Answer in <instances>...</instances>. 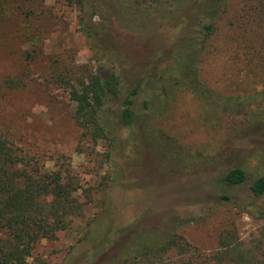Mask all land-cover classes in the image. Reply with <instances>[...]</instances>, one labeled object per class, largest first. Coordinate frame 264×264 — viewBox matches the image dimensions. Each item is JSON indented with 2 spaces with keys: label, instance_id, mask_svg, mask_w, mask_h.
<instances>
[{
  "label": "rangeland",
  "instance_id": "rangeland-1",
  "mask_svg": "<svg viewBox=\"0 0 264 264\" xmlns=\"http://www.w3.org/2000/svg\"><path fill=\"white\" fill-rule=\"evenodd\" d=\"M97 1L100 9L109 11L110 26L102 27L94 14L92 28L85 30L78 23L76 0H0V137L34 157L43 169H60L75 186L72 196L82 203L67 228L34 244L28 261L114 262L132 237L144 232L161 237L178 219L184 223L177 221L183 223L177 234L203 254L225 235L247 245L263 220L218 202L217 179L236 165L244 166L247 182L264 173V124L233 135L245 116L217 110L219 118L212 126L204 103L177 93L156 125L207 159L197 173L176 178L160 172L156 156L135 127L114 124L111 145L105 138L93 143L82 135L73 119L70 88L97 68L101 74L117 69L125 82L141 79L149 88L145 70L168 40L165 29L140 37L118 26L119 20L145 17V0ZM259 1L230 0L206 43L200 75L225 97L264 91V16L255 21L239 18L240 8L247 13ZM173 7L170 2L162 6ZM235 21L240 25L233 30ZM57 72L60 80L54 78ZM102 107L115 122L119 100L106 99ZM259 110L264 111L263 100L250 106V111ZM230 133L233 136L227 137ZM209 207L218 210L205 216ZM170 253L172 260L178 259L175 251Z\"/></svg>",
  "mask_w": 264,
  "mask_h": 264
},
{
  "label": "trees",
  "instance_id": "trees-1",
  "mask_svg": "<svg viewBox=\"0 0 264 264\" xmlns=\"http://www.w3.org/2000/svg\"><path fill=\"white\" fill-rule=\"evenodd\" d=\"M76 1L78 23L85 30L92 28L94 14L100 17L102 27L110 26L109 11L100 9L97 0ZM169 2L174 4V9L162 8ZM229 2L190 0L187 5L185 0H145L148 13L145 17L136 21L119 20L118 26L136 32L140 37L143 32L165 29L167 44L155 53L145 70L149 88L141 79L125 82L117 69H108L101 74L99 68L86 81L70 88L73 119L82 129V135L93 143L105 138L111 145L114 124L135 127L156 156L160 172L176 178L197 173L207 159L189 152L159 124L156 125L173 106L177 93H187L204 103L205 116L212 126L219 118L217 110L231 116H245L241 128L233 135L264 124L263 110L250 111V106L257 105L258 100L264 101V91L225 97L209 87L200 75L206 43L228 10ZM257 4L247 13L246 9L240 8L239 18L261 19L264 0ZM237 25L240 21L233 22L232 29L236 30ZM60 76L57 72L54 78L60 80ZM110 98L119 100L113 123L107 119L102 107ZM233 135L230 133L227 137ZM246 178L244 166L236 165L227 168L217 181L221 187L218 202L236 206L250 217L263 220L247 245L225 235L220 237L214 250L203 254L177 234L176 229L184 223V219H178L183 223L173 222L161 237L151 232L139 233L125 243L118 259L98 264H264V173L251 177L248 182ZM74 190L75 186L70 179H65L60 169H43L34 157L23 154L0 137V264H32L28 258L34 244L43 238H53L55 231L67 228L70 220L80 214L82 203L72 196ZM218 208L209 207L204 215ZM172 250L178 259H171ZM87 264L91 262L87 261Z\"/></svg>",
  "mask_w": 264,
  "mask_h": 264
}]
</instances>
